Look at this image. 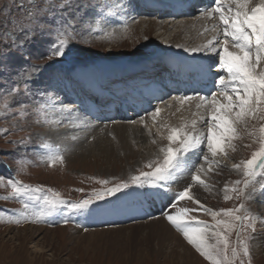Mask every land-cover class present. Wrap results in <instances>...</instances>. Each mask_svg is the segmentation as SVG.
Here are the masks:
<instances>
[{"label":"rangeland","instance_id":"1","mask_svg":"<svg viewBox=\"0 0 264 264\" xmlns=\"http://www.w3.org/2000/svg\"><path fill=\"white\" fill-rule=\"evenodd\" d=\"M117 1L121 0H73L74 6L69 9L61 7L64 0H0V54L8 53L6 45L12 43L13 33L21 35L16 28L30 23V12L38 13L41 21L35 26L37 34L31 42L10 55H0V177L5 178V184L0 185V264H210L195 248L188 249L182 242L176 244L174 240L162 236L161 239L151 238L149 230L142 229L144 224L136 225L158 216L164 217L160 214L169 210L168 206L154 204L156 194L146 190L151 184L131 182V177L138 176L141 171H151L146 167L149 162H162V153L154 147H147V143H132L133 154H119L116 149L114 155L107 158L100 157L99 150L92 144L78 142L89 128L106 138L105 128L111 123L123 121H135L132 124H140L143 129L152 127L154 138L151 142L157 141L158 132L167 136L171 128L177 125L183 128L191 123L189 105H182L172 97L190 96L192 93L193 97L197 94L210 96L215 92L218 102H224L216 80L219 75H225L227 79V74L219 67L217 53L206 48L194 54L190 50L194 46L181 51V48L176 49L170 44L172 36L177 34H174V25L187 18L200 21L206 16L200 9L190 11L192 8L189 5L209 9L213 0H204L203 3L202 0H166V11L157 10L160 0H128L133 9L127 12L123 11V6H116ZM250 3L256 6L259 0H250ZM101 10L105 14L111 10L114 14L105 15L101 20V30L89 35L85 21L91 19L94 26L95 19L99 18L95 14ZM130 12L135 14V18ZM213 19L209 23L207 20L206 28L199 37L207 38L220 31L222 36L216 45L220 49L224 39L223 25L219 26V22L215 23L216 18ZM61 20L77 21L74 27L81 32V36L70 42L63 56L57 57L51 54V44L61 30ZM151 22L154 23L152 30L145 33L144 26L148 27ZM159 22L169 23L173 31L156 26ZM214 27L215 31L212 30ZM105 33H113V36L104 38ZM200 42L203 44L202 40ZM183 44H187L186 41ZM165 59L177 60L178 69H171L173 63ZM200 59L208 67L205 79L201 76L203 72L197 76L199 74L194 69L186 68V61L200 68L202 64L194 61ZM260 67L264 68V62ZM98 71L103 75L97 78ZM160 81L164 86L168 85L160 97L144 94ZM180 84L182 86H178ZM26 87L28 94H24ZM10 88L18 89L11 97L8 96ZM182 89L188 92L182 94ZM49 96L55 105L38 112V108L48 105ZM169 105L177 107V122L171 121L168 116ZM21 106L24 107L23 115L18 111ZM65 106L72 111H65ZM157 106L162 108V112L154 123L149 114ZM73 111L80 113L73 114ZM198 111L204 118L209 115L204 107ZM82 119L86 123L81 125ZM45 120L48 122L45 123ZM205 120L202 125L196 124V130L200 128V131L207 132L209 123ZM261 125H264V120L254 117L247 119L246 127L238 125L239 137L232 141V147L225 145L226 155L221 160L216 159L219 165L204 163L200 159L192 164L204 163L202 170L212 174L208 182L204 180L209 187L200 186L203 187L200 196L212 211L234 208L241 202L235 199L233 192L228 193L233 199H224L225 185L231 189L235 181L243 179L241 171L235 170L233 165L251 158L252 153L258 150L259 144L254 141L259 136ZM67 129L70 136L63 135ZM50 132L57 134L52 137ZM249 132L256 135L250 136ZM93 138L90 136L88 139ZM110 138L109 142L113 143L114 137ZM206 151L205 144L203 153L195 156L200 158L206 155ZM50 153L62 155L63 160L49 161ZM186 171L182 168L181 174H177L182 178L181 182L175 176L172 183H168L179 185L185 181ZM186 176H191V173L188 171ZM8 179L42 190L29 192L20 199L13 198L12 189L6 183ZM257 179L264 182V177ZM100 181H108L110 188L123 182L131 183L119 193L104 195L98 200L95 193H103L107 189V184ZM52 192L59 193L66 202L91 198L93 203L83 211L60 205L53 214L38 219L35 212L43 206V197L50 196ZM21 200L30 205L27 210ZM246 207L264 218L263 197L246 202ZM219 219L226 217H212L204 219V222L215 225ZM65 220L69 222L65 223ZM261 225L259 229L254 225V235L261 232L264 223ZM229 239L235 243V232ZM251 241V264H264V251H253ZM183 242L190 246L184 239ZM243 259L247 264V258ZM236 264H239V259Z\"/></svg>","mask_w":264,"mask_h":264},{"label":"snow or ice","instance_id":"2","mask_svg":"<svg viewBox=\"0 0 264 264\" xmlns=\"http://www.w3.org/2000/svg\"><path fill=\"white\" fill-rule=\"evenodd\" d=\"M73 6V0H64L63 5H61V7L69 9ZM201 12L207 15L208 18H213L215 14H219L220 23L223 25L224 39L220 49L216 48L217 43L220 42L214 37L206 45L190 50L197 52L207 48L217 53L219 67L227 74V79L225 75H219L216 80V84L221 89V95L224 97V102H218L215 92L211 93L210 96L197 94L195 97L188 95L172 97V100L179 101L182 105L193 99L200 101L196 107L198 109L204 107L205 111L209 113L205 120L206 123H209L208 130L203 136L196 133V120L191 122V130L187 125L183 128H171L166 137L168 144L161 146L159 149L162 153V162H149L146 167L151 171H141L138 176L131 177L133 184H151L162 187L174 178L177 170L186 168L191 173L193 181L207 187L199 173L203 169L204 163L219 165V161L210 160L208 155H203L199 159L204 163L188 167L189 154L206 144L211 157L226 155L225 145L232 147V141L239 137L238 125L244 124L246 127L249 117L264 120V68L260 67L264 62V0H259L256 6H252L250 0H213L211 8L201 9ZM113 14L111 10L106 14L103 10L96 13L95 15L99 18L95 19L94 26L91 19L85 21L88 26V34L91 35L93 32L100 31L101 20L104 16ZM29 19L30 23L19 25L16 28V31L20 32L21 35L16 36L13 33L12 43L6 45L8 53L0 55H10L12 51H18L25 44L32 41L37 34L35 26L39 25L41 21L38 13L30 12ZM76 22L75 20H61V30L57 32L56 41L51 44L52 55L63 56L65 50L70 46V42L76 41L81 36V32L74 27ZM212 30L215 31V27ZM112 36L113 33H105L104 38L110 39ZM230 43L235 51L229 50ZM32 67L35 68L36 66ZM17 91L16 88L8 89V96L11 97ZM28 92L29 89L26 87L24 94H28ZM54 105L55 101L49 96L48 105L41 106L37 111L42 112L45 107ZM64 110L72 111L68 106H65ZM18 111L23 115L24 107L21 106ZM161 112L162 108L157 106L149 114L153 117L154 123ZM140 120L143 122L144 118L141 117ZM44 122L47 123L48 121L45 120ZM54 123H59V121H54ZM132 123H135V121H132ZM4 131L7 132L6 129ZM258 131L259 136L254 141L259 144L258 150L252 153L251 158L233 165L235 170L241 171L243 179L235 181L231 189L227 185L224 189L225 200L233 199V196L228 194L233 192L236 194L235 199L241 202L234 208L221 209L218 212L205 209L206 212H211L213 218L222 215L226 219L216 220L215 225H209L189 215L190 212L196 211V209L181 208L175 214L162 213L178 231L183 233L187 242L201 256L210 261V264H236L238 259L239 264H245L243 258H247V264H251L249 242L255 239L254 225L257 221L264 223V218L252 213L246 207V202L254 201L258 196L264 197V182L257 179V177H264V125H261ZM249 135L255 136L256 133L249 132ZM28 139L30 140V137ZM173 145H177V147H173ZM45 147L50 148L49 145H45ZM48 159L54 163L56 160L62 161L63 156L50 153ZM6 183L12 189L13 198L17 199L29 192H40L42 190L39 187L33 188L13 179H8ZM100 183L107 184L108 181H100ZM4 184L5 178L0 177V185ZM128 187L129 184L123 182L106 189V192H96L95 197L98 200L103 199L104 195H114L119 193L121 188ZM190 188L191 184L178 192L175 199L178 201L185 198L194 200V197L189 195ZM80 191H83V189H80ZM21 202L25 210L30 207L26 201L21 200ZM92 203L91 198L82 199L75 203L66 202L60 197L59 193L52 192L50 196L45 195L43 197V206L35 212V215L38 219H43L45 216L57 211L60 205L70 207L72 210L83 211L87 210ZM195 203L200 205L199 200H195ZM16 222L19 223V220ZM64 222L68 223L69 221L65 220ZM233 232L236 234L234 244L229 239ZM210 240H214V243H210Z\"/></svg>","mask_w":264,"mask_h":264},{"label":"bare ground","instance_id":"3","mask_svg":"<svg viewBox=\"0 0 264 264\" xmlns=\"http://www.w3.org/2000/svg\"><path fill=\"white\" fill-rule=\"evenodd\" d=\"M160 1L161 2L158 3V5L159 4L160 5H159V8L157 10L160 11V9H162V10L166 11L164 6H167L168 1H166V0H160ZM116 6H123V9H124L123 11H126V12H127V10L132 11V9H133V4L128 2V0H121L120 2L117 1ZM205 9H208V7H206ZM130 13H132V12H130ZM132 14H131V16H133L135 18V14H133V15ZM214 16H213V18H216L215 23H218V22L220 23L219 14H215ZM213 18H208V16L206 15L205 18L204 19L201 18L202 20H200V21H193V19L187 18L186 20H182V21L178 22L177 25H174V27H173L174 28V34L176 32H177V34L172 36V40L170 41V44L174 45L173 47L176 49L181 48V51H187L186 49H190L193 46L194 47H199V46L201 47L202 45H206L207 42L209 40L213 39L214 37L216 38V40H219V38L222 36V35H220L221 34L220 31L214 32V34L212 33L213 35H210L207 38L199 37L200 33L206 28L207 20L209 23L210 20L211 21L214 20ZM160 23L161 22H159V24H157L156 26L160 25L159 27L164 29L165 31H173V30H170L169 23H167V22L165 24H163V23L160 24ZM153 25H154V23L151 22L148 27L144 26L145 33L150 32L152 30L151 27ZM221 25L222 24L220 23L219 26H221ZM221 30H223V29H221ZM127 31H129V30H127ZM201 40L203 41V44H200ZM184 41H186L187 44H183ZM229 50L235 51V49L232 48L231 43L229 44ZM196 53H198V51L194 52V54H196ZM165 60L173 63L171 66V69H173L174 67H175V69H178L176 67L178 65V63H176L177 60H174V61H171L169 59H165ZM194 61H199L202 64L201 67L198 68V67L194 66V64L192 62L186 61V68L187 69H190V68L194 69L193 71H196L199 74L197 76H200L199 72H203V73H201V76H203V78L205 79L206 69H208V67H206V65H205V62H203L201 59L200 60H194ZM100 75L102 76L103 73L101 71H98L96 73L97 78ZM184 75H185V73H183V78H184ZM114 76H119V75H114ZM155 76H157V75H155ZM116 79H119V78H116ZM116 79H114V80H116ZM164 87L165 86H164L163 82L160 81L157 86H155L153 89H151V91H149L148 93H144V94L146 96L147 95L149 96L151 94H155V95H157L156 98H158V96L159 97L161 96L159 94L163 93ZM186 91L187 90L183 91L182 94ZM192 94L190 96H193ZM140 95L143 96V94H140ZM197 102L199 103L200 101H197V99H193L192 101L187 102V104L189 105V109L192 110L191 116L189 118V120H190L189 122L196 120L197 124L202 125L203 124L202 121H204L206 118H204L203 116H200L201 115L200 114L201 112L199 113L200 110L198 111V109L195 108L197 105ZM75 108H77V107H75ZM79 109H80V106H79ZM176 110H177V107L170 106V109L168 111L170 114L168 116L171 118V121H176V122L178 121ZM72 113L76 114V113H80V112L79 111L78 112L73 111ZM76 119L79 120V118H76ZM84 120L83 119L81 120V125L86 123V121H84ZM79 123H80V121L78 122V124ZM204 124H205V122H204ZM186 125L188 126L189 130H191V123H188ZM94 126H96V125H94ZM79 127H81V126H79ZM81 128L83 129V128H87V127L85 126V127H81ZM153 128H156V126H154ZM174 128H179V125H177ZM91 130L92 129L89 128L88 131L86 132V135H84L83 138L78 143L83 142L84 144L85 143L86 144H88V143L92 144L95 149L99 150L98 154H100V157L104 156L107 158H111L112 155H114V152L116 149H118L116 151L119 152V154L120 153H122V154L123 153L124 154L125 153H132L133 154V149H132L133 144L132 143H134V145L137 143H139L140 145L143 143H147V144H149V145H147V147H150V148L154 147V149L156 148L155 150L157 152H160L159 149L161 146H166L168 144V141L166 139L167 136H165V134L163 132L157 133L159 136L156 135L157 141L155 140V143H153V142H151V139L154 138V135H153L154 130L152 129V127L148 126L147 129H143L142 125L140 126V124L134 125L132 123H127L125 121L118 122L116 124L111 123L110 125H108L104 130L105 134L107 135L106 138L104 137V135L102 136V135H98L96 132H91ZM68 132H70V131L67 129V132L64 131L63 135L70 136L71 133H68ZM195 132L200 134L201 136H203V134H205V132L200 131V128H199V130H198V128L196 130V127H195ZM77 133H75V134H77ZM56 134L57 133H55V132H53V133L50 132L49 136L54 137ZM90 136L94 137L93 140L88 139V138H90ZM110 136L114 137L113 143L109 142V140L111 141ZM74 140H75V142L77 141L76 139H74ZM204 146L199 147L198 148L199 151L197 150V152H193V153L189 154V157H188L189 165L188 166L192 165L196 160L199 159V157L195 156V155L198 154L200 156V154L203 153V147ZM88 151H91V150H88ZM205 154L209 156L210 160L211 159L221 160V157L223 156V155H218L217 157L213 158V157H211V154L208 153V151H206ZM134 155L136 156L137 153L135 152ZM183 169L186 170V168H183ZM177 171L178 172L175 174V176H176V178H178L179 182H181L182 178L178 177V175H177L178 173L181 174V172H180L181 169L177 170ZM187 173H188V170L185 173V177H184L185 181H183L182 183H179L181 188L179 185H176L175 183L174 184L168 183V182L172 183V181L175 179V176H174V178L172 180H169L168 182H166L162 187L150 185L148 187L146 186L147 189L146 188L145 189L148 191H152L156 194L154 196V199H153V202L155 205L162 204V206H168V208H169L168 213L175 214L181 208L196 209V211L190 212L189 215L194 216L199 221L204 222V219H209V218L213 217L211 215V212L205 211V209H210L209 207H211V206L207 202H204L200 196L202 188L203 187L205 188V186L198 183V182L193 181L191 176H186ZM199 175H200L202 180H205L207 182L209 181L208 179L212 176V174H208L207 171H205V170H201ZM190 184H191V188L189 191V195L194 197V200H189L188 198H185V199L179 200V201L176 200L175 199L176 194L178 192L182 191L184 188L188 187V185H190ZM200 186H203V187L200 188ZM207 187H209V186L207 185ZM143 190L144 189H142V191ZM208 190L210 191V189H208ZM211 190H212V188H211ZM171 200H172V202H171ZM195 200H199L200 205H197L195 203ZM173 205H175V207H173ZM160 215L163 216V214H160ZM136 221H138V220H136ZM141 223L144 224V225H142L143 226L142 229H148L149 230V234H150L151 238L161 239V236H162L167 240H172V241L174 240L176 242V244H180V242H182L181 244H184L188 249L194 248L192 245L189 244L190 246H187L183 242V239H184V241H187L184 238L183 233L178 231L177 229L173 228L174 226L166 219L165 216L164 217L158 216V218H152V219L144 220L143 222L136 223V225H138V224L140 225ZM255 224L257 225V228L259 229V227H261L262 226L261 224H263V223H260L257 221ZM40 229H42V228H40ZM135 229L137 230L138 228L136 227ZM151 231H153V232H151ZM262 231H264V225H263L261 232H259V233L256 232V234L254 235L255 239H253L251 241L252 249H253V251H255L257 253H261L262 251H264V232H262ZM164 232H165V235H164ZM187 248H185V249L188 250Z\"/></svg>","mask_w":264,"mask_h":264},{"label":"trees","instance_id":"4","mask_svg":"<svg viewBox=\"0 0 264 264\" xmlns=\"http://www.w3.org/2000/svg\"><path fill=\"white\" fill-rule=\"evenodd\" d=\"M114 185V184H113ZM111 184H107V189L110 188Z\"/></svg>","mask_w":264,"mask_h":264}]
</instances>
